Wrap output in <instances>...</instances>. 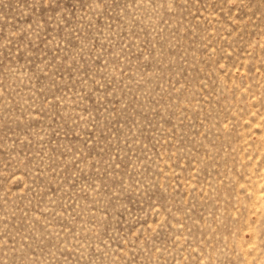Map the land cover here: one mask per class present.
I'll list each match as a JSON object with an SVG mask.
<instances>
[{
    "label": "rangeland",
    "instance_id": "obj_1",
    "mask_svg": "<svg viewBox=\"0 0 264 264\" xmlns=\"http://www.w3.org/2000/svg\"><path fill=\"white\" fill-rule=\"evenodd\" d=\"M0 264H264V0H0Z\"/></svg>",
    "mask_w": 264,
    "mask_h": 264
}]
</instances>
